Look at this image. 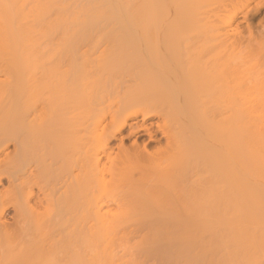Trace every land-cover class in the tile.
Instances as JSON below:
<instances>
[{
    "label": "bare ground",
    "instance_id": "obj_1",
    "mask_svg": "<svg viewBox=\"0 0 264 264\" xmlns=\"http://www.w3.org/2000/svg\"><path fill=\"white\" fill-rule=\"evenodd\" d=\"M48 2L51 4L46 3V10L49 9L46 12L48 18L45 17L49 19L46 20L49 22L46 27L53 39L38 46L37 53L33 54L37 46L33 50L30 48L31 55H36L32 56L34 62L39 64L42 60V65H35L25 75L16 68L11 69L10 65L0 66V75L5 76V79H0V185L7 180L9 187L4 192H12L15 196L10 202L11 206H3L0 211V233L8 231L2 218L10 210L14 211L18 220L23 212L29 213L42 207V213L35 218L37 230L54 243L62 244L65 241L74 249L83 247L88 238L98 236L109 240L114 232L127 230L126 234L152 237L144 258H153L162 264L181 257L188 264H223V259H230L229 264H232V260L233 264H238L237 261L261 263L264 260L262 105L249 103L252 105L244 104L240 109L235 102L238 99V85L221 84L227 81L230 66L215 63L200 67L202 57L188 48L170 49L166 53L150 48H145L146 52L142 53L139 52L141 49L137 52L136 48L137 54H140L137 59H140L134 70L115 73V61L132 49L126 45V48L118 51L106 45L95 50L96 58L90 63L88 41L105 37H111L112 41L124 40L129 44L136 38L148 41L149 0H144L143 4L141 0ZM163 19L158 18L157 21ZM2 40L1 37L0 43L6 41ZM105 79L109 84L112 79L118 81L113 80L109 85ZM146 82L163 88L140 91ZM181 96L186 100L195 98L189 99V103L196 101L197 105H203L200 107L202 110L199 112L198 106L193 109L195 105L189 108L195 110L193 112L188 107H182ZM218 98L225 99L227 103L223 116L211 114V108L207 109V104L211 107V103ZM227 109H234L235 112ZM261 109L264 110L263 107ZM108 119L110 124L107 126ZM152 119L159 121L146 125ZM126 128L130 137L143 132L153 142L157 140L155 135L160 133L166 141L161 158L150 166L143 165L138 177L130 176L132 172L124 165V158H134L136 163L148 161V153L146 146L140 149L136 141L132 144L135 148L123 147L124 138L121 135ZM88 137L93 141L86 148ZM114 139L121 142L117 146L123 158L119 156L121 160L117 157L112 159V152L108 153L109 149L112 151L109 144ZM95 142L97 144L92 146ZM11 146L13 153L9 154L7 151ZM71 146L74 153L68 154ZM129 159L125 161L128 165L132 162ZM198 164L205 168H197ZM207 170L210 176L214 171L215 179L221 177L225 184L221 183L223 189L217 185L219 180L217 184L206 180ZM105 172L110 175V182L115 187L125 185L123 190L127 191L123 194L121 206L130 207V210L154 208L145 203L146 197L151 196L148 199L163 215L159 213L147 222L142 220L139 224L126 227L128 220L125 214L103 213V208L109 204L87 200L85 193L88 182L92 180V183H98ZM216 172L220 173L219 178ZM198 178L202 180L201 184ZM224 189L228 197L224 195ZM200 190H203L202 195ZM4 192L0 190V199ZM209 194L215 198L211 199ZM219 201L222 206L225 203L223 208L220 206L218 209ZM206 202L211 205L207 206ZM198 203L204 208L203 212ZM211 210L214 213L220 210L223 215L229 213L227 216L232 217L231 222L234 221L230 224L224 215L221 224L223 228L226 227V234L231 229L230 240L222 239L224 234L217 230L222 235L220 240L217 232L216 237L210 240L214 243L217 238L222 249L228 246L225 243L230 242L231 250L228 247L225 249L229 251L224 249L225 255L230 257H221L222 260L217 255L221 252L217 253L215 248L209 250L208 247L213 246L207 242L209 240L205 241L201 234L200 241L194 232L199 225L196 226L197 214L207 216L212 213ZM202 248V253H207V256L200 252ZM207 251L217 257H210ZM240 252L242 255L238 258ZM75 258L78 259V255ZM112 258L111 253H105L103 264L111 262ZM210 258H216V261ZM217 259L222 262L218 263ZM74 260L71 256L65 264H74Z\"/></svg>",
    "mask_w": 264,
    "mask_h": 264
},
{
    "label": "rangeland",
    "instance_id": "obj_2",
    "mask_svg": "<svg viewBox=\"0 0 264 264\" xmlns=\"http://www.w3.org/2000/svg\"><path fill=\"white\" fill-rule=\"evenodd\" d=\"M48 1L49 0H0V19H2L0 22V38L2 37L3 39L2 41L6 40L4 43L2 41H1L2 43H0V57H3L1 58L3 59L2 60L3 62L0 59V61L2 62L0 63L1 64L0 66L10 65L12 66L11 69L12 68H14V70L17 69L21 74L25 75L31 72L35 65H40L41 63L44 62L40 60V63L38 62L39 64L35 63L34 62L35 59H33L32 56H36V55H31L32 54L31 52L33 50V47L35 48L37 46L35 48L37 49L38 46H40L41 44L45 45L51 39H53L52 33L47 29L48 27H46L48 26L49 23V22L47 23L46 21V20L49 21V19H46L48 18V14H46V12L49 10V9L46 10L47 9L46 5L51 4V2ZM143 1L141 0L142 4ZM153 1H152L153 3H150L151 2L150 0L148 2L149 4L148 7L150 8V12H149L150 19L147 21L148 23L147 22L146 23H147V28L149 29L150 32L147 42L142 41L141 38H136L132 43L129 44V42H126L124 40L112 41L111 37H105L103 39H94L90 42L88 41V47L90 51V53H88L89 54L88 59L90 63H92V61H94V59L96 58L94 55L95 50L102 49L103 46L106 47V45L107 46L110 45L111 48L117 49L118 51H122V48L123 47L126 48L125 47L126 45L128 46L129 49L130 48L132 49V50L128 49L129 51L127 49L126 50L124 49V51H128V52L123 53V55L120 56L117 59V61H115L116 62L115 73L116 71L119 73L133 71L134 68L137 66L136 65L137 61L140 59V58L137 59L138 56L140 55L137 54L139 49H141L139 52L142 53H144V51L146 52L145 48L147 49L150 48V50H157L160 53H166V51L170 49L180 50L182 48L183 49L188 48L190 49V51L192 50L193 52L198 53L202 57V61H200L199 63L200 67H207L209 65H214L215 63L218 64L225 63L227 67L230 66V72H229L230 75L226 79L227 81L225 83L222 82L221 84L223 86H227V85L230 86L235 84L238 85L236 89L238 99L235 100V102L236 105L240 107V109H242L241 108L242 105L244 106V104H246L248 106L249 103H253V106L254 103L255 105L259 103V105L260 104L262 105L260 107L264 108L263 105L264 104V0H161V1L153 0ZM158 18L159 19L164 18L165 20L163 19L164 22H162L163 20L157 21ZM30 48H32V50ZM42 48L43 47H41V49ZM136 48H137V52H136ZM35 49L33 50V54L38 52V49L37 50ZM5 57H8V59ZM0 79H5V76L0 75ZM106 80L107 79H105L104 81ZM113 80L118 81L115 79H112L111 81L114 82ZM112 82L110 84L108 82L107 84L111 85ZM25 86H27V84H25ZM160 88H163V86L159 87L158 85L146 82L142 84L140 91L146 92L154 89L160 90ZM182 99L184 98L181 96L179 100L180 102H182L181 104H183L182 107L184 108L188 107L189 109L191 108V106L193 107L195 105L193 109L194 108L196 109V107L198 106L197 110H199V112L200 109L202 110V108L200 107L203 106L202 105L203 102L202 103L200 102L202 105L200 106V104L197 105L196 101H193L194 104L192 101L191 103H189L188 101L189 99L194 100L195 98L189 97L188 99L187 97L188 100H186V98L184 100ZM207 105H208L207 109L211 108L213 112L211 114H215V115L226 114L225 113L226 111L224 112V110H226L225 106H227L225 99L218 98L216 99V102L214 101L211 103V107H209V104ZM234 105H232V107L236 108ZM261 108H260V127L264 132V110L262 111ZM197 110L196 113H198ZM228 111H234V109ZM234 112L232 113L234 114ZM232 113L229 114L232 115ZM157 121L159 120L152 119L148 121L146 125L150 123L154 124ZM109 124H110V119H108L105 125L108 126ZM154 129L157 128L154 126ZM121 137L124 138L122 143L125 149L127 148L132 149L134 147L132 146V144L134 143V141H136V145L139 146L140 149L146 146V153H148L147 154L148 156L145 154L147 156V158L146 157L145 158L148 161H143V160L139 161V159H137L140 163L139 162L136 163L133 160L134 158L132 159L129 157L132 162L129 161L130 164L128 165V163L125 161H128L129 158L128 159L124 158L125 160L124 163H126L124 165L128 166L130 172H132L130 176L136 175L138 177L139 170L143 169V165L147 167L149 164L151 165L152 163L155 164L161 158L162 156L161 152H163L164 149H166L165 147L166 141L165 139H163L160 133H157V135H155V139H157L158 141L155 140L153 142H150L148 136L143 132H140L136 136L130 137L129 129L126 128L125 131L122 132ZM92 141L93 140H91L90 137H88L86 148H89V144ZM120 143L121 142L119 140L114 139L109 144L110 145L109 147L112 148V151L108 148L109 149L108 153L112 152L111 153L112 159H114L115 157H117L119 160L123 159L121 158V155H119L121 153L119 151V148L117 147L120 146ZM96 144L97 143L95 142L92 146ZM67 152L68 154L74 153V148L71 146ZM7 153L9 154L13 153V146H11L8 149ZM119 156L121 159L119 158ZM122 161L120 162L114 161V162L121 163ZM136 164L139 165L137 166ZM200 164H198L197 168H199V166H201L199 169L205 168L204 165H200ZM208 173L209 172L207 170L206 174ZM216 174H218V178H219L220 173L216 172ZM213 175L215 176L214 171H213ZM213 175L210 176L208 174L209 179L206 178V180L214 181L216 184L218 183L219 180L220 184L218 183L217 185H219L220 188L223 189L224 187L221 186V183L222 185L225 184L222 182L221 177L220 179H215L217 177H214ZM202 177L204 178L205 176L202 174ZM110 180H111L110 175L107 172H105L102 179L98 183L96 182L92 183V180L88 182L89 184L85 193L87 200L97 201L100 204L102 203L104 204V202L109 204L108 206H105V208H103V213H106L107 211H111L112 214H118V215L125 214L127 216L126 220H128L127 225H125L126 227L128 225L139 224L142 222V220L147 222L149 219H151L152 217L156 216L159 213H160L159 215H163L162 212H159V209L155 207L154 203L151 202L150 199H148L151 196L146 197L145 203L146 205L148 204L149 206L151 205L154 206L155 209L153 207H149L147 209L135 208L133 210H130V207L126 208L125 206H121L120 202L122 200L123 194L125 191H127L126 189L123 190L125 185L121 187H115L110 182ZM201 181H199L200 182L199 184H201ZM203 181L205 180L203 179ZM209 184L210 183H206V185ZM204 185L205 184H203V186ZM8 187L9 184L7 180H4L2 185H0V190L4 192L5 190H7ZM215 187L217 188L218 186ZM212 188H214V186ZM207 189L205 190L207 191ZM221 189H219L220 192L222 191ZM202 191L200 190V193ZM35 192H37V189H35ZM224 192H223L224 195L227 194L225 189ZM211 194H209L208 196L210 197ZM221 195L222 194H220L219 196ZM14 197H15L14 193L12 192L10 193L7 191L4 192L3 197L0 199V211L2 210L3 206H7V207L11 206L10 202L14 200ZM226 197H228V195ZM204 201L207 200L204 199ZM200 203H198V205L201 206ZM226 203H228V200ZM218 204H220L218 205V209L220 208V206L223 208V206L225 205L224 203V205L222 206L220 201ZM208 205L211 204L208 203L207 206ZM213 206H211V208ZM199 209H201L202 211V209L204 208L201 206V208ZM42 211L43 208L38 207L29 213L23 212V214H21V216L17 220L14 211L10 210L9 212H7V215L2 218V222L7 225L8 231L7 233L5 232L0 233V264H65L67 259L71 256L75 259L74 264H103L104 260L102 259V257L105 255V253H111L113 257L112 261L107 264H162L159 260L153 258H147V259L144 258L146 250H148L150 247L149 243L152 241V237L147 236L145 234H139V235L126 234L127 230L126 231L120 230L114 232L113 235L111 236V239L109 240L97 238L98 236L93 239L88 238L87 243L83 247H78L77 249H74V247H70L65 241L62 244L61 243L56 244L54 243L53 240H51L50 237H48L44 233L42 234V232L38 231L37 228L35 227V218H37L40 215V213H42ZM199 211L200 210H198V212ZM206 213L208 212L206 211ZM212 213H209L210 214V215L208 214L209 216L208 215L206 216L205 214L202 215L203 213L197 214L196 226L198 224L199 225L197 226V229H195L194 232L198 234L197 236H199V240L201 234L204 235L203 238L206 239L205 241L209 240L207 242H209L210 245L211 244L213 245L211 246L212 248L208 247L209 244L207 242H203L208 244L207 247L210 248L209 250L215 248L217 253L221 252V254H223V256L221 254L220 255L217 254L219 256L218 258L221 257L224 258V256L226 258L229 255L227 256L225 255L224 249L228 247V249L231 250L230 242L229 244L225 243L228 246L223 247L222 249L221 247L222 245H220L216 239L218 238V240H220L219 239L221 235L219 234L220 232L224 234L223 236L221 235L222 239L226 238L228 241L231 239L230 236L232 232L229 231L231 230L229 229L227 231L228 234H226L225 233L226 227H224L225 228L224 230L223 228L224 225L223 226L221 225L224 222L223 216L225 215L222 214V211L220 212L219 210V212L217 211L215 213L214 212ZM228 214L226 213V215L224 216L225 219H229V220L232 219V217L231 218L228 217L229 216ZM201 221L202 222L204 221L203 223L206 225H203ZM225 221L227 222V220ZM233 222H231L230 220V224ZM231 226H228V228H230ZM216 230L219 232H217ZM216 232L218 233L219 237L215 239V242L217 241L216 242L217 244L215 246L214 245L215 242L213 243L210 240L211 238L216 237L215 236L217 234ZM229 233H231L230 236ZM211 235H213V237H210ZM225 240L223 241L225 242ZM218 246L221 248L218 249L219 248ZM207 247L204 246L203 248L207 249ZM198 248L200 249V247ZM203 248L200 251L201 253L203 251ZM262 251H264V249ZM262 251L260 252V254L263 253ZM210 253L211 252H209L210 257H212V255L213 256L215 255V254L211 255ZM202 254H204V252ZM239 254L240 255H237L238 258L242 255V253L240 252ZM76 255H78V259L75 258ZM204 255L207 256L208 254L206 253ZM217 255H215V257H217ZM211 259L215 260L216 258L215 259L210 258V260ZM221 260L217 259V262ZM227 260L228 259H223V261H225L223 262V264L229 262L230 259L228 261ZM237 262L239 264L240 261ZM255 262L256 260L253 263ZM262 262H264V260H261V263ZM230 263L233 264V260L232 262L230 261ZM166 264H188V261L184 260L181 257L176 261H170L167 262ZM240 264H245V263L240 262Z\"/></svg>",
    "mask_w": 264,
    "mask_h": 264
}]
</instances>
